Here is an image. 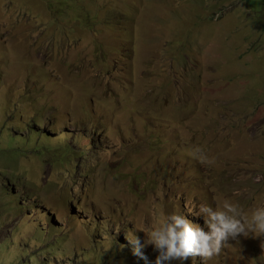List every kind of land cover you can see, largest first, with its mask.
I'll list each match as a JSON object with an SVG mask.
<instances>
[{
	"label": "rangeland",
	"instance_id": "374dc122",
	"mask_svg": "<svg viewBox=\"0 0 264 264\" xmlns=\"http://www.w3.org/2000/svg\"><path fill=\"white\" fill-rule=\"evenodd\" d=\"M60 1L0 0V264H144L132 231L227 185L264 207V0ZM161 140L194 154L166 171ZM238 238L183 264H264Z\"/></svg>",
	"mask_w": 264,
	"mask_h": 264
},
{
	"label": "clouds",
	"instance_id": "9594fccd",
	"mask_svg": "<svg viewBox=\"0 0 264 264\" xmlns=\"http://www.w3.org/2000/svg\"><path fill=\"white\" fill-rule=\"evenodd\" d=\"M110 69V68H109ZM47 133V132H46ZM83 148L93 146L96 142L94 135L87 138ZM160 148L166 152L165 170L168 167L174 166L182 159L190 158L194 152L191 145L186 141H178L169 148H165L164 141H160ZM100 152H102L100 150ZM83 158L74 165V172L78 170V174H86L87 179L95 180L96 167L92 162L87 169V164L91 162V154L82 153ZM199 159L206 160L207 158L201 155ZM71 169L68 170V176ZM108 176V171L105 173ZM114 175L121 176L125 180V175L117 172ZM118 181V180H117ZM235 192V190L227 185L222 195L224 200L215 206L210 204H200L197 210L192 214L195 217H200L201 220H193L186 218L181 214H169L165 219L155 227H152L143 243L141 237L131 232L127 239L132 245L131 253L133 256L144 261V264H149L148 256L142 251L147 245L153 246V251L156 252L154 261L151 264H170L172 261H178L183 264V261L189 257H201L203 260H208L220 252L221 247L227 246L228 239H235L237 243L244 237H261L264 236V207L254 208L250 215L242 213L236 204L228 200L227 192ZM123 193V192H122ZM69 201L83 202L84 199H75L73 197V189ZM261 248H264V243H261Z\"/></svg>",
	"mask_w": 264,
	"mask_h": 264
},
{
	"label": "trees",
	"instance_id": "16d2710c",
	"mask_svg": "<svg viewBox=\"0 0 264 264\" xmlns=\"http://www.w3.org/2000/svg\"><path fill=\"white\" fill-rule=\"evenodd\" d=\"M61 3H66V1L65 0H61L60 1V4ZM262 12H264V9L262 8ZM44 34H45V36H46V34H47V31L46 30H44ZM47 37H49V36H47ZM105 60H101V62H104ZM109 70V67H108V69H107V71ZM82 203H84V201L82 202ZM122 253V251H120V253H119V255Z\"/></svg>",
	"mask_w": 264,
	"mask_h": 264
}]
</instances>
